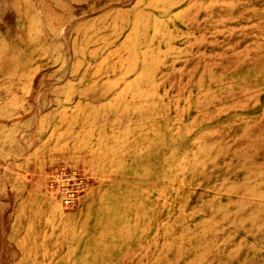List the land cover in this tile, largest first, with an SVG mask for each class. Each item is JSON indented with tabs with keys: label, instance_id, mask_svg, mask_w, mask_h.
<instances>
[{
	"label": "rangeland",
	"instance_id": "1",
	"mask_svg": "<svg viewBox=\"0 0 264 264\" xmlns=\"http://www.w3.org/2000/svg\"><path fill=\"white\" fill-rule=\"evenodd\" d=\"M0 264H264V0H0Z\"/></svg>",
	"mask_w": 264,
	"mask_h": 264
}]
</instances>
